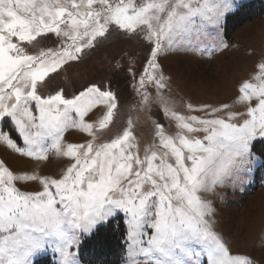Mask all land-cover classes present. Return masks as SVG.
Masks as SVG:
<instances>
[{
    "label": "snow or ice",
    "instance_id": "snow-or-ice-1",
    "mask_svg": "<svg viewBox=\"0 0 264 264\" xmlns=\"http://www.w3.org/2000/svg\"><path fill=\"white\" fill-rule=\"evenodd\" d=\"M233 0H0V146L33 163L0 160V264H80L73 248L123 218L127 264H254L215 230L208 197L246 169L264 141V58L231 102H182L158 57L219 26ZM113 32L151 45L130 107L151 125L141 146L139 116L122 112L110 84L70 97L55 83ZM220 40L213 50L228 48ZM162 113L170 128L157 118ZM99 110L102 114L89 118ZM11 124V130L5 126ZM22 141L20 145L12 131ZM75 130L82 142H69ZM51 156L66 163L43 174ZM38 185L22 189L20 186Z\"/></svg>",
    "mask_w": 264,
    "mask_h": 264
},
{
    "label": "rangeland",
    "instance_id": "rangeland-1",
    "mask_svg": "<svg viewBox=\"0 0 264 264\" xmlns=\"http://www.w3.org/2000/svg\"><path fill=\"white\" fill-rule=\"evenodd\" d=\"M250 1L252 0H233L237 6L225 15L219 26H208L199 37L178 44L158 57L161 70L170 77V94L177 101L179 111H185L182 103L185 101L193 104L231 102L238 95L239 85L256 71L255 65L264 58V15L243 24L232 38L226 36L224 25L228 15ZM220 40L226 42L228 48L213 50ZM150 50L151 45L142 37L130 38L123 33L113 32L104 43L88 50V54L81 61L72 62L70 67L61 71L55 78V83L62 86L69 97L90 83L110 84L123 105L122 112L126 114L124 118H127V114H131L134 119L140 117L136 135L143 147L146 141L150 142L152 129L142 114L129 111L138 97L133 89L132 73L128 69L131 67L139 79ZM154 112L171 130L170 122L164 120L162 113L155 108ZM100 114L102 113L96 110L89 118ZM11 128V124L5 126V130ZM12 135L23 146L14 130ZM65 136L69 142H82L84 139L75 130ZM257 142L263 141L258 140L255 143ZM253 157L244 171L227 179L208 198L212 200L214 208L215 230L224 237L230 250L233 253L247 254L254 264H264V181L256 179L261 159L254 152ZM0 160L14 170L33 167L32 162L3 146H0ZM65 163L66 161L51 156L39 170L43 174L58 175ZM20 187L33 189L38 188V185ZM79 249L80 246L73 248L78 260ZM44 257H49L58 264L59 256L51 250L38 255L35 260ZM128 259L126 242L120 264H127ZM80 264L84 263L80 260Z\"/></svg>",
    "mask_w": 264,
    "mask_h": 264
},
{
    "label": "trees",
    "instance_id": "trees-1",
    "mask_svg": "<svg viewBox=\"0 0 264 264\" xmlns=\"http://www.w3.org/2000/svg\"><path fill=\"white\" fill-rule=\"evenodd\" d=\"M264 15V2L252 0L244 3L226 17L225 32L232 38L239 27L247 22L260 19ZM253 152L261 159L256 171V179L264 181V141L254 144ZM262 183V182H261ZM126 249V226L123 218L114 219L111 224L101 229L97 236L82 241L79 257L84 264H120ZM37 264H55L49 257L37 259Z\"/></svg>",
    "mask_w": 264,
    "mask_h": 264
}]
</instances>
